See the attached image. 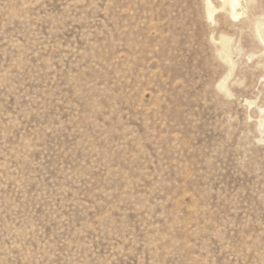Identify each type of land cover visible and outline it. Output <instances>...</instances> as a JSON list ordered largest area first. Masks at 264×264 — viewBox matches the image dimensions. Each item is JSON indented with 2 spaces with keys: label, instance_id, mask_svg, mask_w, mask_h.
<instances>
[{
  "label": "rangeland",
  "instance_id": "374dc122",
  "mask_svg": "<svg viewBox=\"0 0 264 264\" xmlns=\"http://www.w3.org/2000/svg\"><path fill=\"white\" fill-rule=\"evenodd\" d=\"M222 3L0 0V264H264V0Z\"/></svg>",
  "mask_w": 264,
  "mask_h": 264
},
{
  "label": "bare ground",
  "instance_id": "6f19581e",
  "mask_svg": "<svg viewBox=\"0 0 264 264\" xmlns=\"http://www.w3.org/2000/svg\"><path fill=\"white\" fill-rule=\"evenodd\" d=\"M222 1H223L222 4H223L224 8L226 9V11H228V14L232 18L237 19V17H239L237 8H239V6H240V0H222ZM210 7H212V5ZM208 14H209L210 18H213V13H212L211 9L210 10L208 9ZM225 46H227V45H225ZM227 49H228V47H227ZM225 50H226V48H225Z\"/></svg>",
  "mask_w": 264,
  "mask_h": 264
}]
</instances>
